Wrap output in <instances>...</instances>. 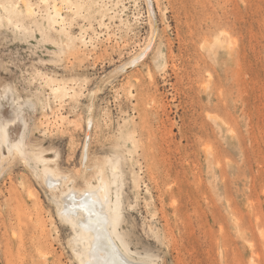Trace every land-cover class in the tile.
<instances>
[{
  "label": "rangeland",
  "instance_id": "rangeland-1",
  "mask_svg": "<svg viewBox=\"0 0 264 264\" xmlns=\"http://www.w3.org/2000/svg\"><path fill=\"white\" fill-rule=\"evenodd\" d=\"M0 120V264H80L89 182L134 258L264 264V0H0Z\"/></svg>",
  "mask_w": 264,
  "mask_h": 264
},
{
  "label": "bare ground",
  "instance_id": "bare-ground-1",
  "mask_svg": "<svg viewBox=\"0 0 264 264\" xmlns=\"http://www.w3.org/2000/svg\"><path fill=\"white\" fill-rule=\"evenodd\" d=\"M30 4H27L26 11L28 15L33 16L36 11L33 4ZM53 11L63 18L61 9L56 4L53 5ZM52 20L55 22L54 19ZM152 25L155 33V25ZM153 39H155V34L150 38V42L143 49L142 54L130 59L128 66L136 65L144 56L148 55ZM56 91L65 93L68 90L66 91V87L58 86ZM19 105L18 116H22L23 105L21 106L20 103ZM9 138L8 128L0 120V147L4 149L7 146L8 151L11 152L12 146ZM15 149L17 154H24L19 145ZM41 161L45 162L46 158H42ZM28 163L30 162L28 161ZM44 172L50 177L56 175L54 169L49 166L44 168ZM57 181L59 180L57 179ZM49 182L50 186H54V180H48ZM60 217L74 230L72 242L80 264H130L127 259L132 261L131 264H150L151 259L148 254L134 258L136 254L133 255L134 252L131 250L129 242L120 231L122 216L118 193L114 199L105 182L96 185L89 182L86 190L74 191L70 189L69 193H65V199L60 206Z\"/></svg>",
  "mask_w": 264,
  "mask_h": 264
}]
</instances>
